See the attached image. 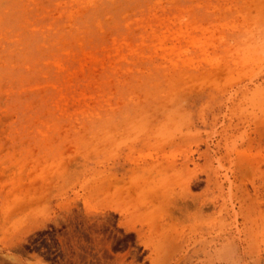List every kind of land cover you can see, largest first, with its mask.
<instances>
[{
  "label": "rangeland",
  "instance_id": "rangeland-1",
  "mask_svg": "<svg viewBox=\"0 0 264 264\" xmlns=\"http://www.w3.org/2000/svg\"><path fill=\"white\" fill-rule=\"evenodd\" d=\"M120 263L264 264V0H0V264Z\"/></svg>",
  "mask_w": 264,
  "mask_h": 264
},
{
  "label": "bare ground",
  "instance_id": "bare-ground-1",
  "mask_svg": "<svg viewBox=\"0 0 264 264\" xmlns=\"http://www.w3.org/2000/svg\"><path fill=\"white\" fill-rule=\"evenodd\" d=\"M62 69V68H61ZM120 258V257H119ZM121 264V263H120Z\"/></svg>",
  "mask_w": 264,
  "mask_h": 264
}]
</instances>
